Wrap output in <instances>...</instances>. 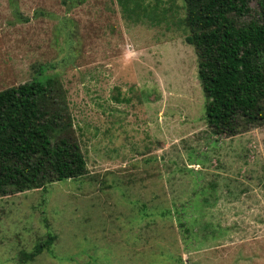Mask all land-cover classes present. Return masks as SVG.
Instances as JSON below:
<instances>
[{
  "label": "rangeland",
  "instance_id": "obj_1",
  "mask_svg": "<svg viewBox=\"0 0 264 264\" xmlns=\"http://www.w3.org/2000/svg\"><path fill=\"white\" fill-rule=\"evenodd\" d=\"M63 1L0 0V91L58 78L87 173L0 198V264H264V126H207L182 1Z\"/></svg>",
  "mask_w": 264,
  "mask_h": 264
},
{
  "label": "trees",
  "instance_id": "obj_2",
  "mask_svg": "<svg viewBox=\"0 0 264 264\" xmlns=\"http://www.w3.org/2000/svg\"><path fill=\"white\" fill-rule=\"evenodd\" d=\"M181 1L184 41L197 57L207 126L224 137L264 126V0H256L253 17L250 0ZM119 3L126 13H136L137 0ZM86 173L58 78H33L0 91V198L45 191ZM175 212L179 228L185 229L183 208ZM54 240L48 235L31 253L21 252L20 262L49 250Z\"/></svg>",
  "mask_w": 264,
  "mask_h": 264
}]
</instances>
